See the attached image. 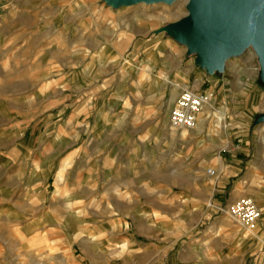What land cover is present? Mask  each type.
I'll return each mask as SVG.
<instances>
[{
  "label": "rangeland",
  "instance_id": "1",
  "mask_svg": "<svg viewBox=\"0 0 264 264\" xmlns=\"http://www.w3.org/2000/svg\"><path fill=\"white\" fill-rule=\"evenodd\" d=\"M186 2L113 7L104 0H0V21L7 22L0 27V264L31 262L34 248L52 253L56 244L72 245L43 235L28 241L21 231L26 220L16 215L49 210L56 196L74 189L75 152L86 143L97 109L109 104L112 116L126 119L120 130L134 145L128 159L145 182L129 181L137 197L131 208L144 207L150 219L177 228L168 236L145 233L143 219L130 214L133 239L176 242L174 250H183L178 264H190L187 237L192 264L244 260L258 222L248 229L226 209L241 196L256 202L253 192L264 184V122L256 121L264 113V80L251 46L230 56L222 70L208 73L197 65L196 53L162 29L186 14ZM174 84L181 89L170 99ZM184 88L214 97L201 132L169 123ZM58 149L64 153L59 162ZM214 252L219 259L209 255ZM140 258L130 252L116 264H141Z\"/></svg>",
  "mask_w": 264,
  "mask_h": 264
},
{
  "label": "crops",
  "instance_id": "2",
  "mask_svg": "<svg viewBox=\"0 0 264 264\" xmlns=\"http://www.w3.org/2000/svg\"><path fill=\"white\" fill-rule=\"evenodd\" d=\"M2 23L7 22L0 21V27ZM156 41H152V46L157 44ZM169 45L170 43L167 48ZM172 54L175 55V53ZM175 85L179 86L174 84L170 99H174L181 89L180 86L177 90L174 89ZM212 97H210L212 103L207 104L201 111L197 126L193 129L197 133L203 130L208 116L204 111L208 107H212L214 102V97ZM113 109L115 108L112 104H109L105 109L103 107L97 109L96 121L93 129L89 132L86 143L75 152L76 157L72 164L78 172V178L75 179L74 189L71 192L65 190V193L56 196L49 210L43 209L35 213L27 210L25 213L19 212L16 215L17 218L26 220L21 226V231L30 235L27 237L28 241L38 240L40 238L37 236L43 235L47 236L46 240L49 242L65 241L72 244L69 248L65 245L57 247L58 244H56L52 253L47 249L34 248L28 252V257L33 258L32 261L25 262V264H40L41 262L42 264H50V262H58V264H116V260L128 257L130 252H137L141 257L140 260L143 257V261H140L141 264H178L181 262L179 255L183 250H174L176 242L159 238V240L137 243L131 236L128 221L130 214L134 217L138 215L136 217L138 220L143 219V232L145 233V230H154L157 235L168 236L177 234V228L163 226L162 221L158 218L150 219L151 213L144 207L139 210L133 209L134 206L131 208L130 204L134 203L137 197L132 194L129 181L136 182L140 179L142 184L145 182L143 177L139 178V175L135 173L139 169H136L128 159L134 145L130 133L127 130H120V125L125 123L126 119L124 115H119V118L112 116ZM217 115L218 119H223L224 109L221 108ZM140 139L142 140L143 136ZM141 147H144V142ZM62 151L58 149V162L64 158ZM123 156H126V159H123ZM150 167L153 169L160 166L153 164ZM158 169L160 170V168ZM253 193L256 204L262 211V216L257 224L256 239L250 242L249 248L243 252L244 260L234 262V264H264V258L259 256V252L264 248V184ZM26 194L31 195V192L27 191ZM38 198L42 200V197L38 196ZM171 201L176 203L177 195L171 194ZM188 209L187 207L186 211ZM157 214L159 213L157 212ZM184 233L186 236L189 235L187 229ZM133 235L136 234L133 233ZM187 239L188 237L185 240L184 250L188 254L189 260L186 262L192 264L193 240L189 239L188 243ZM211 242L213 241L211 240ZM211 242L208 241L204 245L213 248ZM259 242L262 245H259ZM167 250L168 254L165 256ZM237 252L241 255V250ZM209 255L217 258L215 252Z\"/></svg>",
  "mask_w": 264,
  "mask_h": 264
},
{
  "label": "water",
  "instance_id": "3",
  "mask_svg": "<svg viewBox=\"0 0 264 264\" xmlns=\"http://www.w3.org/2000/svg\"><path fill=\"white\" fill-rule=\"evenodd\" d=\"M113 7L175 0H104ZM187 14L162 29L195 52V63L208 73L251 46L264 80V0H188ZM264 122V113L256 118Z\"/></svg>",
  "mask_w": 264,
  "mask_h": 264
},
{
  "label": "built area",
  "instance_id": "4",
  "mask_svg": "<svg viewBox=\"0 0 264 264\" xmlns=\"http://www.w3.org/2000/svg\"><path fill=\"white\" fill-rule=\"evenodd\" d=\"M209 103V95L205 91L196 92L184 88L172 105L168 119L173 128H193L197 123V114ZM210 175L216 173L209 168ZM228 215L248 229L255 227L261 216V210L250 196H241L232 201L226 209Z\"/></svg>",
  "mask_w": 264,
  "mask_h": 264
},
{
  "label": "bare ground",
  "instance_id": "5",
  "mask_svg": "<svg viewBox=\"0 0 264 264\" xmlns=\"http://www.w3.org/2000/svg\"><path fill=\"white\" fill-rule=\"evenodd\" d=\"M187 1H188V0H187ZM186 4H187V2H186ZM138 14H141V13H138ZM186 14H187V12H186ZM186 14H185V15H186ZM161 16H162V15H161ZM147 17L150 18V19H152L154 16H153V15H151V16H150V15H147ZM167 17H168V15H167ZM138 19H140V18H138ZM153 20H154V18H153ZM177 88H179V87H177ZM211 103H212V101H211V98H210V96H209V103H208V104L210 105ZM171 107H172V106H171ZM171 107H170V109H171ZM204 108H205V107H204ZM204 108H203L201 111H203ZM207 109H208V108H207ZM207 109H205V111H206ZM201 111L197 114V123H198L199 115H200ZM205 111H204V112H205ZM197 123H196V126H197ZM196 126H195V127H196ZM195 127H193V128H195ZM185 128H186V127H182V129H185ZM193 128H187V129H193Z\"/></svg>",
  "mask_w": 264,
  "mask_h": 264
}]
</instances>
